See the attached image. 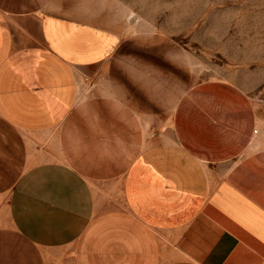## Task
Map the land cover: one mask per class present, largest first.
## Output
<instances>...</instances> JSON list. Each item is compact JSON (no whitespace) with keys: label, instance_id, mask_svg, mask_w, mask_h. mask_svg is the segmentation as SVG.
<instances>
[{"label":"crops","instance_id":"obj_1","mask_svg":"<svg viewBox=\"0 0 264 264\" xmlns=\"http://www.w3.org/2000/svg\"><path fill=\"white\" fill-rule=\"evenodd\" d=\"M125 30L119 0H0V264H264L254 103L125 70Z\"/></svg>","mask_w":264,"mask_h":264},{"label":"rangeland","instance_id":"obj_2","mask_svg":"<svg viewBox=\"0 0 264 264\" xmlns=\"http://www.w3.org/2000/svg\"><path fill=\"white\" fill-rule=\"evenodd\" d=\"M119 2L126 30L116 54L125 70L235 87L255 105L256 132L264 131V0Z\"/></svg>","mask_w":264,"mask_h":264}]
</instances>
